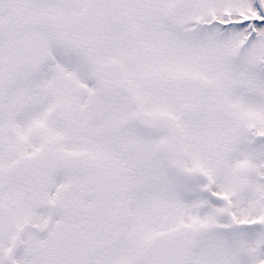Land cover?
I'll use <instances>...</instances> for the list:
<instances>
[{
    "label": "snow or ice",
    "instance_id": "6c2138e0",
    "mask_svg": "<svg viewBox=\"0 0 264 264\" xmlns=\"http://www.w3.org/2000/svg\"><path fill=\"white\" fill-rule=\"evenodd\" d=\"M0 264H264V0H0Z\"/></svg>",
    "mask_w": 264,
    "mask_h": 264
}]
</instances>
